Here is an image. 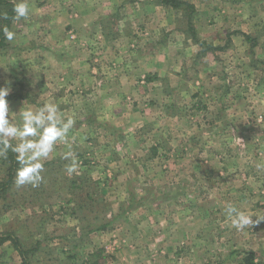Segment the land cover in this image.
I'll return each mask as SVG.
<instances>
[{"label": "rangeland", "instance_id": "374dc122", "mask_svg": "<svg viewBox=\"0 0 264 264\" xmlns=\"http://www.w3.org/2000/svg\"><path fill=\"white\" fill-rule=\"evenodd\" d=\"M191 1L28 0L27 19L0 16L16 33L0 40L11 119L46 101L75 119L38 187L15 168L1 190L0 159V233L30 264H264V0ZM229 204L259 222L238 231ZM0 264H22L10 242Z\"/></svg>", "mask_w": 264, "mask_h": 264}, {"label": "clouds", "instance_id": "9594fccd", "mask_svg": "<svg viewBox=\"0 0 264 264\" xmlns=\"http://www.w3.org/2000/svg\"><path fill=\"white\" fill-rule=\"evenodd\" d=\"M30 11L28 0H16L13 5V21L27 19ZM0 16L8 19L7 13H0ZM0 31L8 41H13L16 36L7 25L0 28ZM9 94L8 87H0V157L6 158L9 151L14 154L17 164L15 184L18 187H38L43 181L44 163L59 142L67 143L75 119L71 115L65 116L58 104L46 101L36 108L21 107L18 111L19 122H14L7 100ZM62 159L68 161L65 172L69 177L79 174L80 164L74 151L64 152ZM226 214L231 226L238 231L259 222L232 204L228 205Z\"/></svg>", "mask_w": 264, "mask_h": 264}, {"label": "trees", "instance_id": "16d2710c", "mask_svg": "<svg viewBox=\"0 0 264 264\" xmlns=\"http://www.w3.org/2000/svg\"><path fill=\"white\" fill-rule=\"evenodd\" d=\"M156 2L158 4H165V5L175 6V7H177V6L178 7H185L186 9H189L191 11L193 10L192 5H190L189 3L182 2L180 0H156ZM0 5H4L5 7H8L6 9V13L8 14V19H5V20H6V23H9L13 17V5H14V3L10 2L8 0H0ZM187 16H188L189 28L192 29L191 17L193 16V13L189 12V13H187ZM2 38H3V33H2V31H0V40H2ZM198 43L200 45L204 46L205 48L207 47V43L205 41H198ZM0 159H1L2 163H4V164L8 163L9 164V167L7 168L9 171L8 172V179L6 180V182L1 187V190H5L6 186H9V183L11 181V178L13 176L15 168H17V164L15 161V156L11 151H9L6 158L0 157ZM0 242H10L13 245L14 249L21 256L22 264H30V261L27 259V257H28L27 250H25L23 248V246L20 243L17 236H15L11 233H8V232L0 233ZM249 262L252 264V259H250Z\"/></svg>", "mask_w": 264, "mask_h": 264}, {"label": "crops", "instance_id": "0c3cea01", "mask_svg": "<svg viewBox=\"0 0 264 264\" xmlns=\"http://www.w3.org/2000/svg\"><path fill=\"white\" fill-rule=\"evenodd\" d=\"M186 1H188V0H186ZM225 2H227V3H230V1L231 0H224ZM188 2H190V4H194L191 0H189ZM216 2V1H215ZM248 2H251V1H248ZM218 7H221V5H218ZM254 14L255 13H251L250 15L252 16L251 17V19H253V20H258V19H260L259 17H258V15H256V16H254ZM255 19H254V18ZM219 17H217V19H218ZM257 30V32L256 33H252L253 31L251 30V31H245V37L248 39V38H250L252 41H254V40H260V39H262V37L263 36H259V35H255V34H258V33H260V32H262L263 30H260V29H256ZM101 33V32H100ZM261 34V33H260ZM234 35V34H233ZM100 36H102V33L100 34ZM103 37V36H102ZM257 37H259V38H257ZM264 44L263 45H261V48H260V51L261 52H263L264 53ZM156 66L155 65H152V67H150V68H155Z\"/></svg>", "mask_w": 264, "mask_h": 264}]
</instances>
